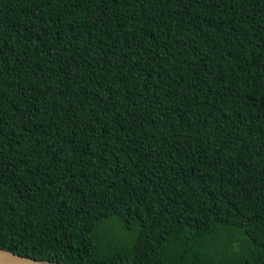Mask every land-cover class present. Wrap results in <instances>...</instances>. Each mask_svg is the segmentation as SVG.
I'll return each instance as SVG.
<instances>
[{
    "label": "trees",
    "instance_id": "trees-1",
    "mask_svg": "<svg viewBox=\"0 0 264 264\" xmlns=\"http://www.w3.org/2000/svg\"><path fill=\"white\" fill-rule=\"evenodd\" d=\"M0 249L264 264V0H0Z\"/></svg>",
    "mask_w": 264,
    "mask_h": 264
},
{
    "label": "water",
    "instance_id": "water-1",
    "mask_svg": "<svg viewBox=\"0 0 264 264\" xmlns=\"http://www.w3.org/2000/svg\"><path fill=\"white\" fill-rule=\"evenodd\" d=\"M0 264H50L29 259L0 249Z\"/></svg>",
    "mask_w": 264,
    "mask_h": 264
}]
</instances>
